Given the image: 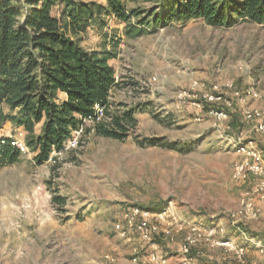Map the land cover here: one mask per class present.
<instances>
[{"label":"rangeland","instance_id":"rangeland-1","mask_svg":"<svg viewBox=\"0 0 264 264\" xmlns=\"http://www.w3.org/2000/svg\"><path fill=\"white\" fill-rule=\"evenodd\" d=\"M13 1L23 15L31 7L29 0ZM158 3L126 2L128 9L142 10ZM95 20L81 39L87 49L112 54L118 84L109 112L133 109L137 124L115 140L84 122L78 146L53 152L44 163L36 162L30 146L31 155L1 162L0 264H132L134 257L146 262L156 248L165 264H184V225L155 235L158 246L152 248L128 224L136 208L148 210L156 222L155 215L170 205L189 226L215 228L212 239H230L244 249L239 258L235 250L204 240L194 264H264L256 244L264 242V199L257 218L242 214V196L259 177H234L245 156L230 147L235 139L251 143L264 166V133L256 130L264 122V25L239 18L230 27H213L200 18L147 24L128 35L126 24L112 15ZM220 109L228 118L210 114ZM255 109L262 117L247 119L245 113ZM18 127L8 124L2 134ZM151 137L180 150L137 143ZM119 223L125 236L115 229ZM167 223L158 222L162 228Z\"/></svg>","mask_w":264,"mask_h":264},{"label":"trees","instance_id":"trees-1","mask_svg":"<svg viewBox=\"0 0 264 264\" xmlns=\"http://www.w3.org/2000/svg\"><path fill=\"white\" fill-rule=\"evenodd\" d=\"M29 1L23 15L13 0H0V125L23 126L39 164L64 151L73 131L84 126L98 104L106 106L103 119L93 123L98 136L122 140L137 124L133 109L109 112V97L118 84L109 63L112 54L82 44L81 35L97 16L112 15L126 24L128 35L139 34L147 24L200 18L213 27H230L239 18L264 25V0H158V6L145 10L128 9L130 0ZM137 143L180 150L161 137L138 138ZM0 156L15 163L19 153L5 148ZM196 246L190 251L194 256Z\"/></svg>","mask_w":264,"mask_h":264},{"label":"built area","instance_id":"built-area-1","mask_svg":"<svg viewBox=\"0 0 264 264\" xmlns=\"http://www.w3.org/2000/svg\"><path fill=\"white\" fill-rule=\"evenodd\" d=\"M117 75H116V81H117ZM214 88H217V85L214 86ZM235 94H238L236 92ZM255 98L257 97V94H252ZM217 98H220L218 96ZM210 100L214 99L213 95L209 96ZM230 104V103H229ZM105 108L106 106L102 104H98L95 107V111L93 116L88 117L84 119L83 121L88 122H99L103 117L105 116ZM211 115H214L215 117H218L220 119H226L227 112L223 109L220 110H211ZM247 119L251 118H260L262 117V114L259 112L258 109L250 110V112L245 113ZM264 122H260L258 125H256V130L264 133ZM80 127L79 129L73 131L72 137H70L69 141L65 145L64 148L67 147H75L79 144V138L77 137V133L81 131ZM3 128L0 125V151L5 148H10L11 150L18 152L19 154H28L31 155V151L29 148L28 141L26 139V130L23 126L18 127L15 134H9L4 135L2 134ZM251 144V143H250ZM247 143H244L241 139H235V141L232 143V146H230L232 149L237 150L240 154L244 155L245 158L243 161L238 162L235 164L234 169V177L240 179V180H248L252 176H258L259 179L255 182L253 188L251 190L245 191L242 196V214L245 217H248L249 219L257 218L258 215L261 213V202L260 200L264 199V177H262L264 173V166L262 162V155L261 152L256 149L255 146L250 145ZM51 154V158H52ZM50 158V159H51ZM3 161V157L0 156V164ZM133 215L131 218L128 219V224L130 227H135L139 232L140 236L143 237V239L152 242L151 247L156 248L158 246V242L155 240V235L160 233L162 231V234L167 236L170 235V225L174 224L175 226H178V230L183 229V225L185 226L184 229H187L185 232V241L180 246L182 255L186 258L184 261V264H194L193 260L196 258V256L201 255V252L197 251L195 256L191 254V247L197 245L201 241H207L208 244L211 246L218 245V246H225L228 248V250H235V253L239 258H241L242 254L244 253V249L242 246H234L233 242L230 239H221L215 240L212 239L211 236L214 235L216 232L215 228H209V227H200V226H189L191 222H189L186 219H183L181 217H176L174 215V211L170 206L163 208L162 211L157 213L155 215L156 222L153 221L150 217V212L145 209H139L136 208L133 210ZM136 218L138 220H136ZM166 218V219H165ZM170 218V222H166V220ZM158 222H164L167 223V226L165 228L159 227ZM170 228H169V227ZM162 228V230H161ZM116 231L119 235L125 236L126 232L122 226L121 223L117 224L115 226ZM256 244L259 246L261 252L264 255V242L263 240H258ZM157 249V248H156ZM153 249L154 251H151L148 260L146 262H142L139 257H134L132 259V264H165L166 258H164L163 255H160L157 253V250ZM110 260L111 257H108Z\"/></svg>","mask_w":264,"mask_h":264},{"label":"crops","instance_id":"crops-1","mask_svg":"<svg viewBox=\"0 0 264 264\" xmlns=\"http://www.w3.org/2000/svg\"><path fill=\"white\" fill-rule=\"evenodd\" d=\"M60 96H61V97H64V94H60ZM39 125H41V124H39ZM39 125H38V126H39ZM39 128H40V126H39ZM3 129H4V128H3ZM186 231H187V229H186Z\"/></svg>","mask_w":264,"mask_h":264}]
</instances>
